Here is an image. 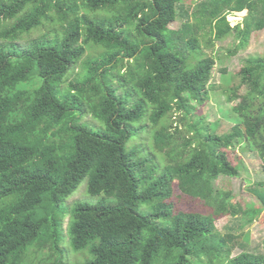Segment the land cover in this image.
<instances>
[{
    "label": "trees",
    "instance_id": "16d2710c",
    "mask_svg": "<svg viewBox=\"0 0 264 264\" xmlns=\"http://www.w3.org/2000/svg\"><path fill=\"white\" fill-rule=\"evenodd\" d=\"M182 2L82 0L83 13L78 0L0 3V21L19 18L3 39L16 42L57 18L63 28V33L43 37L24 50L15 43L0 45V264H24L25 252L42 234L58 247L64 233L60 214L69 213L62 210L61 201L86 179L90 195L102 197L93 205L77 204L68 230L74 250L89 251L92 260L86 264H205L204 258L214 264L224 257L226 264H264L263 255L244 253L231 260L230 252L224 254L215 219L240 211L233 205L228 209L214 188L222 175L239 176L227 154L231 147L243 145L257 153L264 171V55L247 59L237 74L241 83L229 101L239 102L234 112L241 121L232 133L222 136L219 127L215 130L217 124L205 120L201 129L192 126L195 137L184 139L185 147L195 144L191 158L176 168L168 166L160 180L141 191L138 170L146 164H137L129 152L134 126L151 107L153 121L161 124L175 111L189 116L193 101L205 105L210 98L217 61L202 57L199 32L210 24L216 41H223L232 31L242 38L239 50L253 31L264 30V0H208L196 13L198 28L184 23L171 31ZM227 11H248L244 31L240 25L230 27ZM87 47L103 50L91 60L85 80L95 92L100 128L78 122L89 107L87 91L61 88L87 56ZM186 52L198 59L193 69ZM125 63L131 64L126 67L129 77L142 93L135 103L131 93L119 94L110 81V72ZM121 72L112 78L124 86ZM243 87L247 92L240 95ZM175 142L168 128L158 134V146L171 161L174 152L180 159L186 152L176 150ZM176 179L184 193L215 206L216 213H180L174 218L166 202ZM144 204L154 211H143ZM165 217L172 226L159 224Z\"/></svg>",
    "mask_w": 264,
    "mask_h": 264
},
{
    "label": "rangeland",
    "instance_id": "374dc122",
    "mask_svg": "<svg viewBox=\"0 0 264 264\" xmlns=\"http://www.w3.org/2000/svg\"><path fill=\"white\" fill-rule=\"evenodd\" d=\"M208 0H183L182 4L177 9V20L170 25L171 31H177L183 27L184 23L199 27L196 13L201 10L202 3ZM7 5L12 4V0H0V3ZM78 5L84 12L82 0H78ZM228 13V11L226 12ZM25 14L19 15L23 17ZM248 16V11L230 12L228 13V23L234 28L240 25L241 30L246 29L244 20ZM54 18L57 15L54 14ZM19 18L1 20L0 21V45L15 43L22 50L29 48L31 44L43 37L53 38L55 33H63V28L58 24V18L53 22H45L40 29L32 31L30 34L24 35L16 42L3 39L2 36L7 30H11L18 22ZM201 38L203 42L202 57L207 56L214 58L217 61V67L213 74V80L209 88L210 98L205 105H199L195 101L191 103V114L187 116L183 112L175 111L161 121V124H156L153 119V108L148 110L147 117L134 126L135 137L129 144V152L134 156V161L137 164L145 163L146 166L138 170V175L142 180L141 191L147 190L155 184L157 180L164 175L168 166L176 168L180 163L188 161L192 156L195 144L192 147H185L184 139L194 138L196 133L191 129L196 126L201 129L203 121L215 126L217 133L226 136L232 133L233 128L240 123V117L234 112V108L238 105V101L231 103L230 98L235 95L234 90L239 87L241 81L237 75L245 66L246 60L253 57L264 55V30L253 31L249 38V43L245 48L237 49L242 38L232 31L228 32L227 38L223 41H216V30L214 26L207 25L201 30ZM211 41L215 42V46L211 45ZM103 50L87 47V56L81 60L66 77L62 90H70L72 87L87 91L86 95L90 98L89 107L83 117L78 118V122L82 125L100 128L101 124L95 114V92L90 89V86H85L86 76L89 74V64L92 59L102 55ZM189 60L190 68L193 69L198 62L194 55L186 52ZM127 62V61H126ZM132 63V62H131ZM120 65L117 70L113 69L110 72V81L118 89L119 94H132V103L142 100V93L134 88L135 84L129 77V70L126 67H131L130 63ZM125 75L126 83L122 86L113 75H117L119 71ZM129 86V87H127ZM247 92L245 87L239 89V94L243 95ZM73 94L79 95L77 91ZM163 128H168L170 134L176 137L174 146L178 151H186L183 158L174 152L172 161L166 155V151L162 152L158 146V134ZM181 131V134H178ZM227 154L233 164L239 171L238 177H229L222 175L216 182L214 188L217 190L216 198H224L228 209L230 206H235L240 212L234 215L227 212L224 217L216 218L217 232L221 239H224V254L231 253L230 258L235 259L242 254H252L255 256H264V171L263 162L255 152H250L247 147L237 145L227 150ZM180 159V160H179ZM179 160V163L176 162ZM263 185V186H262ZM172 198L166 203L172 207V215L174 218L177 214L193 213L204 217L213 216L216 213L215 206H211L203 199H195L184 193L180 188V181L176 179L172 184ZM101 196L94 197L89 193V180L86 179L79 189L70 197L61 201L62 210L69 212L64 217L60 214L63 220V236H60L58 247L53 246V242L44 234L41 235L35 244L30 247L24 254V264H86L92 260L89 251L77 253L68 235L69 225L71 222V213L74 212L76 205L79 203L93 205L97 203ZM213 207V208H212ZM158 209V207L156 208ZM142 210L153 212L148 204H144ZM171 211V210H170ZM53 223V221H51ZM159 224L163 226H172L170 218H162ZM55 231V227L50 229ZM45 245V249L39 247ZM219 251H215V255L219 256ZM194 264L197 260H191ZM205 264H211L209 258L203 259ZM215 261V260H214ZM214 264H226V259L220 262L218 259Z\"/></svg>",
    "mask_w": 264,
    "mask_h": 264
}]
</instances>
